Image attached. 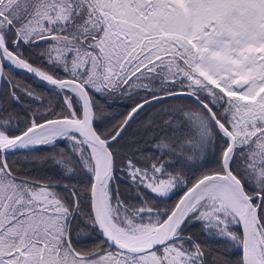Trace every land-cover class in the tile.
Wrapping results in <instances>:
<instances>
[{
    "label": "snow or ice",
    "instance_id": "snow-or-ice-1",
    "mask_svg": "<svg viewBox=\"0 0 264 264\" xmlns=\"http://www.w3.org/2000/svg\"><path fill=\"white\" fill-rule=\"evenodd\" d=\"M0 264H264V0H0Z\"/></svg>",
    "mask_w": 264,
    "mask_h": 264
},
{
    "label": "trees",
    "instance_id": "trees-1",
    "mask_svg": "<svg viewBox=\"0 0 264 264\" xmlns=\"http://www.w3.org/2000/svg\"><path fill=\"white\" fill-rule=\"evenodd\" d=\"M21 78H23V74H21ZM33 83L34 84H39V82H37V81H33ZM120 110H122V109H118V111H120Z\"/></svg>",
    "mask_w": 264,
    "mask_h": 264
},
{
    "label": "water",
    "instance_id": "water-1",
    "mask_svg": "<svg viewBox=\"0 0 264 264\" xmlns=\"http://www.w3.org/2000/svg\"><path fill=\"white\" fill-rule=\"evenodd\" d=\"M37 82H39V81H37Z\"/></svg>",
    "mask_w": 264,
    "mask_h": 264
}]
</instances>
